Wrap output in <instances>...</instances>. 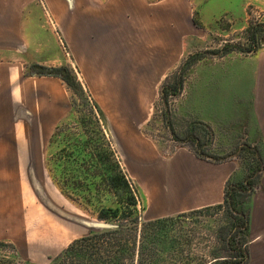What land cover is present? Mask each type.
Returning <instances> with one entry per match:
<instances>
[{"label": "rangeland", "instance_id": "374dc122", "mask_svg": "<svg viewBox=\"0 0 264 264\" xmlns=\"http://www.w3.org/2000/svg\"><path fill=\"white\" fill-rule=\"evenodd\" d=\"M121 1L123 0H114V3ZM129 1L136 7L135 18L138 24L140 22L139 28H143L138 41L141 39L140 35L144 34L147 21L157 30L160 25L169 28L170 32L172 29L177 30L179 41L181 39L180 47L174 44L176 37L173 38L172 35L169 38L166 35L163 41L160 37L149 40V36L147 38L150 42L136 47L137 56L127 66H124L122 59L119 64L118 58H115V62L112 59L92 60L90 63L93 65L89 69L92 72L87 77L82 74L64 40L60 41L42 0H37V7L26 14L29 51L25 58L29 61L32 59V62L41 61L43 64L39 66L30 62V72L39 75L43 72L42 68H67L62 75L69 77L71 84V90L66 86L71 108L58 122L60 126L51 132L48 160L52 180L71 198L63 196L51 181L47 160L45 166L42 164L37 169L24 171L15 168L11 154L3 155L8 163H3V177L0 178V264H85L73 257H67L66 260L63 254L83 238H110L114 231L121 229L119 225H123L122 239L128 244V248H133L135 241L137 249L144 239L149 243L146 246L152 250L154 258L153 261L148 260L147 264H246V258L242 255L248 244L247 235L241 232L237 212L226 205L158 219L150 217L149 197L129 172L121 138L124 139L127 133H131L135 136V142L141 144L138 154L149 159L156 155L157 166L151 169L156 176L154 185H158L161 180L160 159L171 157L182 146L196 150L195 144L188 140L190 136L197 139L200 151L211 162L235 163L234 177L238 181L242 180L247 168L255 166L251 150L260 146L242 137V130L239 133L238 130H230L229 124H219L214 131L198 120V116L194 115L197 112L194 105H198L200 98L203 99L208 91L204 90L198 95L199 90H194L193 83L198 82L194 79V67L200 63L199 66L221 70L239 67L243 63L245 66L248 55L233 52L224 57H213L209 53L221 50L227 44L249 49L248 30L258 24L264 25V0ZM173 18L184 21V24ZM194 18L202 23L203 29L191 26ZM157 36H161L160 33ZM257 41L261 52L264 50V36H258ZM163 43L165 46L168 43L169 47L168 67L160 63L157 65L159 59H153L154 49L151 50L153 45L159 50ZM173 54L178 56V61L174 64ZM200 54L207 56L185 75V95L177 99L169 98L166 104L160 95L162 86L167 82L172 83L174 75L190 56ZM55 57L58 58L57 61L53 60ZM51 60L54 62H49ZM110 63L116 73L132 72L130 79L126 80L129 82L127 85H122L124 81H121L120 75L108 72V68L111 69ZM219 74L224 81V72ZM74 76L83 85L85 97H90V105H95V118L89 114L84 97L77 91ZM118 77L119 79L114 80ZM217 79V76H213V80H208L206 75L201 81L205 84L209 81L215 83ZM227 101L226 98L219 99L220 103L226 104ZM6 117L10 118L11 115ZM220 118L228 119L222 116ZM11 124L10 121L3 123V131L8 129L11 134V130H16L15 125L12 124L13 127ZM12 136V139L1 141L8 147L26 143L22 138H15L16 135ZM176 137L179 141L175 140ZM91 140L100 150L108 149L107 143L111 142L112 149L117 153L123 171L128 176L137 206H127L126 197L124 198L123 211L128 215L127 218L111 222L98 219L100 212L120 207V198L112 194L102 182V171L96 168L98 161L92 158L93 154L89 149ZM129 164L133 170L143 168L145 175H149L145 167L152 165L151 162L138 158L130 159ZM170 171L174 174L173 170ZM196 172L194 168H190L184 172L178 171L177 175L180 179L182 173L192 176ZM171 181L174 184L177 179L172 176ZM249 200L250 198L245 199L238 206L239 212L248 210ZM130 213L134 215H129ZM136 216L139 217V222L135 231ZM158 220H164L159 227L156 226ZM158 237L162 240L161 244L155 243ZM103 240L95 243L98 248L95 251L103 258H108L106 250H110V246L102 243ZM139 259L137 255L135 262ZM124 264H130V260H126Z\"/></svg>", "mask_w": 264, "mask_h": 264}, {"label": "crops", "instance_id": "0c3cea01", "mask_svg": "<svg viewBox=\"0 0 264 264\" xmlns=\"http://www.w3.org/2000/svg\"><path fill=\"white\" fill-rule=\"evenodd\" d=\"M42 4L60 41L64 40L86 77L92 72L89 71L93 65L90 63L92 60L112 59L115 62V58H118L119 64L122 59L124 66H127L137 56L136 47L144 46L154 37H160L163 41L166 35L168 38L172 35L173 38L176 37L174 44L177 47L181 44L177 30L172 29L170 32L169 28L160 25L159 31L147 21L144 34L140 35L141 39L138 41V35L143 28H139L140 22L138 24L135 18L136 7L129 0L116 4L114 0H42ZM35 7L37 0H0V178L3 177V163H8L7 158L3 159L6 154L13 156V165L17 170L29 171L42 164L45 166L51 132L71 108L68 91L62 80L34 74L29 70L32 59L29 61L25 58L29 51L26 14ZM145 16L147 17L146 13ZM173 20L181 21L175 18ZM181 22L184 24V21ZM191 26L197 28L193 22ZM158 33L161 36H157ZM151 50L154 51L153 59H159L157 65L160 63L169 66L168 43L166 46L163 43L159 50L153 45ZM177 57L176 54L172 58L173 64L178 61ZM57 59L55 57L53 60ZM245 63V66L243 63L239 67L222 70L199 66L201 63L194 67V79L198 81L193 83L194 90H199L198 95L204 90L208 91L203 99L200 98L199 104L194 105L197 110L194 115L214 131L222 123L229 124V129L238 130V133L242 130V137L260 146L264 152V50L257 56L248 55ZM32 64L43 65L41 61H34ZM135 64L136 62L133 65ZM110 66L108 72L120 75L121 81H124L122 85H127L129 82L126 80L130 79L132 72L116 73L113 64L110 63ZM221 72H224V81L220 79ZM206 75L208 80L217 76V82L209 81L205 84L203 80ZM117 79L119 77L114 78ZM186 90L185 87L184 93ZM220 98L228 101L226 104L220 103ZM10 115L11 119L6 117ZM221 116L228 119L222 120ZM8 121L16 129L11 130V134L8 129L3 131V123ZM12 135L26 140V143L8 147L1 141L12 139ZM134 137L127 133L124 139L121 138L122 150L130 174L149 197L148 212L151 218L158 219L224 204L226 182L236 171L235 163L217 164L201 160L194 157L190 149L182 146L171 157L159 160L161 180L158 182L159 186L154 185L156 176L151 169L157 166L156 155L149 159L138 154L141 144L135 142ZM132 158L151 162V166L145 167L149 175H145L141 167L133 170L129 164ZM190 168L197 172L192 176L182 173L179 179L177 172ZM172 176L177 179L174 184L171 181ZM249 204L246 264H264V173L260 188L251 197Z\"/></svg>", "mask_w": 264, "mask_h": 264}, {"label": "trees", "instance_id": "16d2710c", "mask_svg": "<svg viewBox=\"0 0 264 264\" xmlns=\"http://www.w3.org/2000/svg\"><path fill=\"white\" fill-rule=\"evenodd\" d=\"M193 23L196 27L200 29L204 28V26L198 19L194 18ZM248 34H249L248 42H250V46H251L249 49H245L236 45L227 44L221 50L213 51L209 53V55L213 57H224L233 52H239L244 55L257 54L261 50V46L257 41V37L264 36V25L258 24V26L251 27L248 30ZM206 56L207 54L190 56L188 60L183 64V66L180 67L177 73L174 75L172 79V83L167 82L162 86L160 95L162 97V100L166 104L169 102V98L177 99L182 95L186 80L185 75L198 61H200ZM66 69L42 68L41 70H43V72L40 73L39 75L58 78L64 82V84L68 87V89L71 90L69 77H64L62 75L63 73L66 72ZM74 81L77 83V89H78L77 91L84 97L83 100L87 104V107L89 108L88 110L89 114L92 117H94L95 105L93 106L90 105L89 102L90 97L89 96L88 98L85 97L83 85L77 80V77L75 76H74ZM58 126H60V124L56 126L55 130L58 128ZM50 140L48 141V149H47V153H48L47 170H48ZM175 140H178L177 137L175 138ZM188 140L189 142L192 141V143L195 144L196 150H191V151L196 157H198L201 160L211 162L209 159H207V156L202 154V152L200 151L201 146L194 136L192 137L190 136ZM106 147L108 149L105 148L104 150H100V147L93 145V141L92 143L91 142L89 143V149L91 150V154H93L92 158L94 157L98 161L96 162L95 166L96 168H99L102 171V179H101L102 182L112 194L120 198V202H119L120 207L116 208L115 210H109L110 213L107 211L106 212L102 211L98 215L99 220L111 222L113 220L115 221L116 219L122 217L127 218L128 215H126L125 212L123 211V207L125 206L124 204L126 203L127 206L136 208L137 202L135 196L133 195L134 192L132 190V185L128 179V176L123 171L117 153L112 149L111 142L107 143ZM250 153L253 155L252 159L255 162V166H249L245 174L246 176L240 181L236 180L234 175H232L229 178L225 186L224 204H223L226 205L229 209L237 212V214L240 217L241 232L246 234L247 238L249 231L250 208H248L246 212L245 211L239 212L240 209L238 208V206H241L242 202H244L245 199L247 200L248 198L251 199V197L258 191V189L260 188L262 175L264 173L263 149L261 147H253ZM213 163L219 164V163H223V161H218ZM48 175L51 181L60 191V193L65 197L67 196L71 198L69 194L65 192V190L59 189L58 185L52 180L49 170H48ZM125 197H126V202L124 200ZM217 207L221 208L222 205H219ZM129 215H134V213H130ZM134 221H135V231H136L139 222V217L136 216L134 218ZM163 222L164 220L156 221V226L159 227V225L162 224ZM119 226L121 229L114 231V233L110 235V238H108L107 236L104 237L93 236L79 240V242L72 245L68 250L65 251V253L63 254L64 259L67 260V257H73L76 258L77 261H83L85 264H124L126 260H130V264H147L148 260L153 261L154 253L151 252L152 250L149 248V246H146L147 242H145V239L139 245L138 249L136 247L137 246L136 241L134 242L133 248H128V244H126L124 242V239H122L123 225H119ZM101 240H103L102 243L104 244L107 243L106 245L110 246V248L108 246L110 250H106V252H108V258H103L102 256H100L98 252L95 251L96 249H98L95 243L96 242L99 243ZM155 243L161 244L162 243L161 238L158 237ZM148 244L149 243H147V245ZM247 252L248 250L246 247L243 253L244 255L242 256L247 258ZM137 255L138 258L140 257V259L136 263L135 257Z\"/></svg>", "mask_w": 264, "mask_h": 264}]
</instances>
